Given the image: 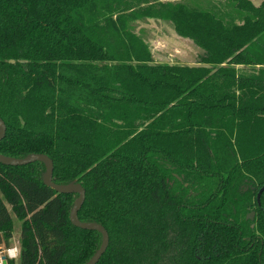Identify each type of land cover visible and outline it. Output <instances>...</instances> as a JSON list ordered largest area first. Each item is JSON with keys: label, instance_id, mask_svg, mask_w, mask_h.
Returning a JSON list of instances; mask_svg holds the SVG:
<instances>
[{"label": "trees", "instance_id": "trees-1", "mask_svg": "<svg viewBox=\"0 0 264 264\" xmlns=\"http://www.w3.org/2000/svg\"><path fill=\"white\" fill-rule=\"evenodd\" d=\"M0 0V153H44L109 233L97 264H264V0ZM228 9H230L228 11ZM170 21L209 65L156 61L137 30ZM44 163H0L8 264H85L102 236Z\"/></svg>", "mask_w": 264, "mask_h": 264}, {"label": "rangeland", "instance_id": "rangeland-1", "mask_svg": "<svg viewBox=\"0 0 264 264\" xmlns=\"http://www.w3.org/2000/svg\"><path fill=\"white\" fill-rule=\"evenodd\" d=\"M167 1V0H165ZM173 2H185L197 8L213 10L216 7L220 10L229 6L228 0H168ZM258 4L261 0H251ZM230 9H228L229 11ZM137 30L141 29V35L147 40L156 61L183 62L187 64L196 63L198 55L201 54L193 41L178 35L173 24L168 20L146 17L137 22ZM14 225L11 245L20 246L21 221L12 212ZM18 262V261H17Z\"/></svg>", "mask_w": 264, "mask_h": 264}, {"label": "water", "instance_id": "water-1", "mask_svg": "<svg viewBox=\"0 0 264 264\" xmlns=\"http://www.w3.org/2000/svg\"><path fill=\"white\" fill-rule=\"evenodd\" d=\"M189 65L192 66L200 65V66L209 67V65L202 63H191ZM6 130H7L6 124L3 121V119L0 117V141L5 137ZM36 161H40L45 165V170L42 173V182L44 183V185L53 188L58 193L77 194V197L75 198L69 213V218L71 223L76 227L91 231H98L101 234L102 240L99 248L94 252L92 257L85 263V264H97V262L100 260L101 256L105 253L109 245V233L102 224L96 221L80 220L78 216V212L82 207L86 197V190L82 186V184L77 181H71L66 184H59L54 182L53 181L54 162L48 155L44 153H30L25 157H13L0 153V163L3 165L23 166ZM263 190H264V186L259 190L257 194L258 202L260 200V196ZM3 264H8L6 256L3 257Z\"/></svg>", "mask_w": 264, "mask_h": 264}, {"label": "clouds", "instance_id": "clouds-1", "mask_svg": "<svg viewBox=\"0 0 264 264\" xmlns=\"http://www.w3.org/2000/svg\"><path fill=\"white\" fill-rule=\"evenodd\" d=\"M20 248L18 246L9 248L7 250V255L9 259H17L18 256L20 255ZM0 264H3V261L0 260Z\"/></svg>", "mask_w": 264, "mask_h": 264}, {"label": "built area", "instance_id": "built-area-1", "mask_svg": "<svg viewBox=\"0 0 264 264\" xmlns=\"http://www.w3.org/2000/svg\"><path fill=\"white\" fill-rule=\"evenodd\" d=\"M16 246H18V245H10V246H6V247L5 246L0 247V260L3 261V257L6 256V259H7L8 263H9V260L18 261L20 255L18 256L17 259H9L8 255H7V250L9 248L16 247ZM18 247L20 248V246H18Z\"/></svg>", "mask_w": 264, "mask_h": 264}, {"label": "flooded vegetation", "instance_id": "flooded-vegetation-1", "mask_svg": "<svg viewBox=\"0 0 264 264\" xmlns=\"http://www.w3.org/2000/svg\"><path fill=\"white\" fill-rule=\"evenodd\" d=\"M262 1V0H261ZM253 2V1H252ZM254 3V2H253ZM256 4V3H255ZM259 4V3H258ZM175 30V29H174ZM196 45V44H195ZM197 46V45H196ZM198 47V46H197ZM199 49H201L200 47H198ZM205 55V51L203 49H201V54L198 55V61L196 63H202L200 62L201 60V56H204ZM169 62V61H168ZM171 63V62H170ZM174 63H183V62H174ZM184 64H187V63H184ZM204 64V63H202ZM189 65V64H188Z\"/></svg>", "mask_w": 264, "mask_h": 264}]
</instances>
